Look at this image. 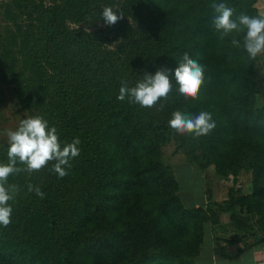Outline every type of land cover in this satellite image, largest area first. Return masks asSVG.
Wrapping results in <instances>:
<instances>
[{"label": "trees", "instance_id": "trees-1", "mask_svg": "<svg viewBox=\"0 0 264 264\" xmlns=\"http://www.w3.org/2000/svg\"><path fill=\"white\" fill-rule=\"evenodd\" d=\"M48 1L1 5L16 31L0 33V79L31 116L56 127L62 146L79 138L80 153L63 178L53 162L9 177L20 191L9 201L12 222L0 226V264H196L204 223L217 224L221 212L243 232V246L234 253L215 246V255L234 259L264 244V93L256 88V59L242 47L243 31L221 39L212 24L213 3L233 8L235 19L261 16L255 0ZM105 6L123 18L94 30L78 26L103 22ZM185 53L204 66L196 99L182 96L173 78ZM159 68L173 78L167 101L145 108L117 99L122 83L132 87ZM177 110L209 112L216 126L196 138L179 135L168 125ZM170 141L188 163L214 167L215 179L229 183L226 200L212 201L206 181L207 205H183L162 153ZM7 149L0 146V163Z\"/></svg>", "mask_w": 264, "mask_h": 264}, {"label": "clouds", "instance_id": "clouds-1", "mask_svg": "<svg viewBox=\"0 0 264 264\" xmlns=\"http://www.w3.org/2000/svg\"><path fill=\"white\" fill-rule=\"evenodd\" d=\"M212 7L217 13L212 24L214 29L221 33V39L230 33L243 31L242 47L249 60L264 56V15L249 16L241 13L233 19L234 9L225 3H213ZM123 15L122 10L105 6L100 19L104 25L112 26L118 23ZM231 43L235 47H241V42L237 39H232ZM173 78L182 96L196 99L204 81V66L185 53L182 62L174 69ZM173 78L170 79L169 70L166 68H159L154 74L145 72L132 87L126 82L122 83L117 99L123 101L127 97L130 102L141 107L152 108L160 100L167 101L172 92ZM162 107L163 105L159 110H162ZM168 125L177 134H191L194 138L208 135L216 126L209 112L190 114L179 110L172 113ZM6 136L7 163H0V226L3 227L12 222V206L9 201H14L20 191L16 184L8 183L10 176L21 172H38L49 162H53L52 171L58 178H63L68 175L70 161L80 153L79 138H74L71 143L62 146L56 127L49 126V122L39 115L20 119L18 127L8 130ZM28 191H34L40 198L44 197L40 188L31 184L28 185ZM213 264L219 262L214 259Z\"/></svg>", "mask_w": 264, "mask_h": 264}, {"label": "rangeland", "instance_id": "rangeland-1", "mask_svg": "<svg viewBox=\"0 0 264 264\" xmlns=\"http://www.w3.org/2000/svg\"><path fill=\"white\" fill-rule=\"evenodd\" d=\"M7 0H0V33L6 35L15 32V23L7 18L3 13V5ZM47 4L48 0H44ZM87 30H94L98 27L105 26L101 21H94L89 24L78 25ZM256 88L260 93H264V73L262 71L256 73ZM31 116V111L23 108L18 99L13 95L12 88L9 84L0 79V146L7 144L6 133L8 130H15L18 127L20 119ZM164 160L169 164L174 172V176L178 182V196L186 207L201 204L204 196L205 183L201 177L200 169L188 163L185 156L176 150V145L173 141L162 146ZM206 181L211 186L212 192L218 191L221 186L228 189L229 183L222 180H217L214 177V167L209 166L205 169ZM209 171V172H208ZM213 173V174H212ZM209 177V178H208ZM243 179L241 178V181ZM243 183V182H240ZM221 185V186H220ZM240 184L236 187L239 188ZM243 192L251 191L250 186L243 184ZM217 195V194H216Z\"/></svg>", "mask_w": 264, "mask_h": 264}, {"label": "crops", "instance_id": "crops-1", "mask_svg": "<svg viewBox=\"0 0 264 264\" xmlns=\"http://www.w3.org/2000/svg\"><path fill=\"white\" fill-rule=\"evenodd\" d=\"M255 8L260 15H264V0H255ZM256 66L257 72L262 71L264 73V56L257 57ZM205 171L206 170H200L201 177L205 183L203 201L201 204H195L194 206L190 207H205L208 203L206 198ZM212 191L213 190L211 189L212 201L221 203L227 199L228 189H224L221 186L218 191ZM213 208L214 211L219 212V209L216 206H213ZM249 218L253 224L255 218L252 215H250ZM218 219L219 221L217 224H213L211 221H206L204 223L203 241L201 243L200 253L195 259L196 264H213L214 259L218 261L219 264H264V244L254 245L234 259L215 255V246L224 247L227 253H234L243 246L242 241L238 240L240 237H242L243 232L240 231L232 221H230L229 214L226 212H221L219 213ZM217 240H220V242Z\"/></svg>", "mask_w": 264, "mask_h": 264}]
</instances>
